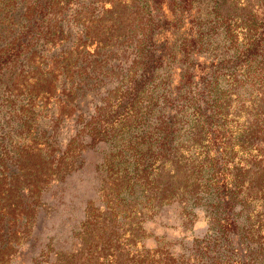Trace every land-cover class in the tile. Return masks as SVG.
Returning <instances> with one entry per match:
<instances>
[{
	"label": "rangeland",
	"instance_id": "rangeland-1",
	"mask_svg": "<svg viewBox=\"0 0 264 264\" xmlns=\"http://www.w3.org/2000/svg\"><path fill=\"white\" fill-rule=\"evenodd\" d=\"M54 1L0 63V264H259L264 0Z\"/></svg>",
	"mask_w": 264,
	"mask_h": 264
},
{
	"label": "trees",
	"instance_id": "trees-1",
	"mask_svg": "<svg viewBox=\"0 0 264 264\" xmlns=\"http://www.w3.org/2000/svg\"><path fill=\"white\" fill-rule=\"evenodd\" d=\"M55 3L54 0H35L34 4L30 8L28 14L23 18V24L22 28L17 34V37L12 41L11 46L8 48V50L5 51V57H2V54L0 55V63L3 64H10L13 63L17 58L20 57L23 50L25 48H22L24 46L23 39L31 34L33 31L38 30L39 23L41 22L42 18L44 17V14L48 12V8L53 6ZM23 32L22 34H20ZM20 34V36H18ZM153 33H151V39H153ZM154 43V42H153ZM152 51H150V56L153 57ZM263 173H259L257 180L259 184H261L262 180H264V168L262 169ZM250 255L254 252H249ZM257 255L253 258L254 263L259 262V264H264V253L260 251L255 252ZM230 258V257H229ZM245 264V263H242Z\"/></svg>",
	"mask_w": 264,
	"mask_h": 264
}]
</instances>
